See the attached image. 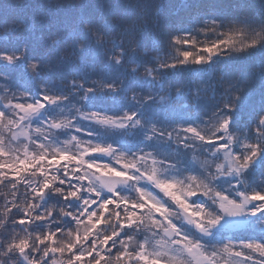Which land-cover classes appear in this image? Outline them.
Listing matches in <instances>:
<instances>
[{
	"label": "snow or ice",
	"instance_id": "1",
	"mask_svg": "<svg viewBox=\"0 0 264 264\" xmlns=\"http://www.w3.org/2000/svg\"><path fill=\"white\" fill-rule=\"evenodd\" d=\"M36 7L0 10V264H264V0Z\"/></svg>",
	"mask_w": 264,
	"mask_h": 264
},
{
	"label": "trees",
	"instance_id": "2",
	"mask_svg": "<svg viewBox=\"0 0 264 264\" xmlns=\"http://www.w3.org/2000/svg\"><path fill=\"white\" fill-rule=\"evenodd\" d=\"M41 2L44 3H79L80 0H0V10H6L12 14H18L21 17H35L36 19L40 18V11L36 7ZM94 4H99L106 2V0H91ZM127 2H135V0H127ZM153 5L163 4L164 7L162 12L164 16L171 17L173 20H178L185 16L186 10L184 9V4L188 2V0H150ZM21 5H27V7H21ZM155 10V8L153 9ZM92 11L98 12L99 9H92ZM114 19V18H113ZM152 35L150 33L149 39H152ZM63 47V46H61ZM258 57H252L247 62H237L239 66L245 68L246 71H252L256 67ZM194 76L196 74H193ZM175 90L173 89V95ZM166 92L161 93L160 95H165ZM258 97H254L257 99ZM172 107H176L179 105L180 101L173 99L171 102ZM3 191V189H0Z\"/></svg>",
	"mask_w": 264,
	"mask_h": 264
}]
</instances>
